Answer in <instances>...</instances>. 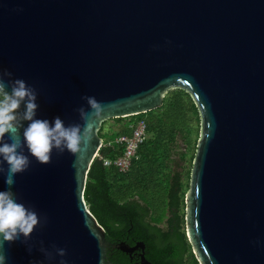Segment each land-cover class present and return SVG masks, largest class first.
Segmentation results:
<instances>
[{
	"label": "water",
	"instance_id": "1",
	"mask_svg": "<svg viewBox=\"0 0 264 264\" xmlns=\"http://www.w3.org/2000/svg\"><path fill=\"white\" fill-rule=\"evenodd\" d=\"M3 69L36 89L38 118L67 126L81 123V97L105 105L82 152L53 151L15 177L18 200L47 222L27 244L3 245L9 264L44 261L41 242L64 248L67 264H113L84 199L98 130L160 107L172 88L187 91L200 114L184 198L196 260L264 264V0H0ZM111 247L128 255L139 247V264H153L142 241Z\"/></svg>",
	"mask_w": 264,
	"mask_h": 264
},
{
	"label": "trees",
	"instance_id": "2",
	"mask_svg": "<svg viewBox=\"0 0 264 264\" xmlns=\"http://www.w3.org/2000/svg\"><path fill=\"white\" fill-rule=\"evenodd\" d=\"M197 110L190 94L175 88L166 92L160 107L128 116L130 119L115 130L102 132L101 122L98 135L104 144L88 169L84 199L104 228L108 244L129 233L144 243V255L153 264H199L183 227L181 206L186 191L179 172L170 165L178 140L190 143L189 115H197ZM123 118L112 119L120 123ZM140 118L146 122V138L128 170L104 166L103 158L122 151L120 144L108 145L106 140L130 134L129 125ZM184 155L181 152V157ZM162 222L164 228L159 225ZM107 257L113 264H130L129 256L119 249L107 248Z\"/></svg>",
	"mask_w": 264,
	"mask_h": 264
},
{
	"label": "clouds",
	"instance_id": "3",
	"mask_svg": "<svg viewBox=\"0 0 264 264\" xmlns=\"http://www.w3.org/2000/svg\"><path fill=\"white\" fill-rule=\"evenodd\" d=\"M81 99L87 105V109L84 106L76 109L81 123L66 126L59 116L51 121L38 118L36 89L23 79H13L7 69L0 70V176L5 186L0 190V249L5 243L27 244L34 229L47 222L34 207L18 200L13 191L15 177L27 171L32 160L48 164L53 151L75 157L91 142V122L102 118L105 105L93 96ZM50 249L43 242L37 248L48 264L54 260L55 264H67L64 248L51 245ZM31 250L32 245L28 244L27 251ZM0 264H9L3 250H0Z\"/></svg>",
	"mask_w": 264,
	"mask_h": 264
},
{
	"label": "rangeland",
	"instance_id": "4",
	"mask_svg": "<svg viewBox=\"0 0 264 264\" xmlns=\"http://www.w3.org/2000/svg\"><path fill=\"white\" fill-rule=\"evenodd\" d=\"M175 89V88H172ZM170 89V90H172ZM191 97V96H190ZM198 111V110H197ZM130 118L124 117L122 119V122L117 123L114 119H107L102 123L103 130H115L117 129L123 122L128 121ZM189 123L192 126V133L190 138V143H184L182 140H178V145L176 147V150L174 154L172 155V162L170 163L171 168L174 172H179L180 180L183 183L184 191L187 192L189 187V178L191 173V168L193 164V159L196 151V144L197 141L200 138V114L199 111L197 112V115L190 114L189 115ZM102 130V132H104ZM185 153L184 157H181V152ZM182 212L185 213V206L184 204L181 206ZM160 227L164 228L165 223L162 222L159 224ZM185 229V223L183 225Z\"/></svg>",
	"mask_w": 264,
	"mask_h": 264
},
{
	"label": "built area",
	"instance_id": "5",
	"mask_svg": "<svg viewBox=\"0 0 264 264\" xmlns=\"http://www.w3.org/2000/svg\"><path fill=\"white\" fill-rule=\"evenodd\" d=\"M129 128L130 134H121L113 139L106 140L108 145L112 142L120 144L122 146V151L112 158H103L102 161L104 166L113 167L121 172L128 170L132 158L136 155L139 144L146 138V122L141 118L136 119L129 125ZM103 144L104 141L102 140V145ZM97 155H99L98 152Z\"/></svg>",
	"mask_w": 264,
	"mask_h": 264
},
{
	"label": "flooded vegetation",
	"instance_id": "6",
	"mask_svg": "<svg viewBox=\"0 0 264 264\" xmlns=\"http://www.w3.org/2000/svg\"><path fill=\"white\" fill-rule=\"evenodd\" d=\"M119 241H125L131 246H133L137 242V240H135L134 237L130 236L129 233H126L122 237L116 238V240L113 243L112 242L109 243L108 248L111 249L112 248L111 245L114 243H117ZM140 252H142V249L137 247L131 251V254H130L131 256L127 254L129 256L130 263L139 264V256L138 255ZM143 252H144V249H143ZM111 253L112 252H110L109 254H111Z\"/></svg>",
	"mask_w": 264,
	"mask_h": 264
},
{
	"label": "crops",
	"instance_id": "7",
	"mask_svg": "<svg viewBox=\"0 0 264 264\" xmlns=\"http://www.w3.org/2000/svg\"><path fill=\"white\" fill-rule=\"evenodd\" d=\"M104 132H107V130H103ZM103 140V139H102Z\"/></svg>",
	"mask_w": 264,
	"mask_h": 264
}]
</instances>
